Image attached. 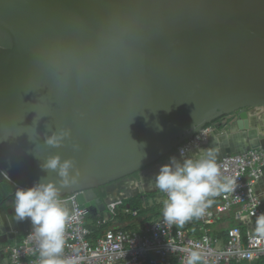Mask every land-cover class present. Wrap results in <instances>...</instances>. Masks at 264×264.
I'll return each mask as SVG.
<instances>
[{
	"label": "water",
	"instance_id": "1",
	"mask_svg": "<svg viewBox=\"0 0 264 264\" xmlns=\"http://www.w3.org/2000/svg\"><path fill=\"white\" fill-rule=\"evenodd\" d=\"M224 117L189 155L264 148V0H0V207L10 215L17 188L61 187L40 167L49 157L73 163L77 182L60 197L104 212L96 189L155 165L141 176L153 181Z\"/></svg>",
	"mask_w": 264,
	"mask_h": 264
},
{
	"label": "built area",
	"instance_id": "2",
	"mask_svg": "<svg viewBox=\"0 0 264 264\" xmlns=\"http://www.w3.org/2000/svg\"><path fill=\"white\" fill-rule=\"evenodd\" d=\"M211 128L208 127L203 133L186 141L179 149L187 148L188 154L197 150L207 142V136L219 127ZM217 163L222 176L237 179V187L234 193L211 198L221 200V203L216 207L211 203L204 217L200 219L205 224H212L219 214L237 206L235 216L246 226L245 230L234 226L229 230L225 242L207 234L194 238L182 226L164 225L160 217L139 230L109 229L92 240L93 231L88 224L91 210L84 208L78 201V194L74 193L60 197L66 202L70 216L73 217L69 219L65 229L66 245L63 258L79 255L84 258L81 264H142L145 260L149 264H184L187 252L183 249L195 247L206 254L201 264L252 263L264 260V239H257L252 234L255 221L253 213H264L261 194L258 191V184L264 176V148L247 146L243 153L225 152L218 156ZM126 199H129L126 192L107 197V209L114 218L118 214V206ZM125 212L137 215V211L129 208ZM106 222L107 220L99 221L97 224L101 226V223ZM31 231L32 224L29 220L23 240L5 249L8 261H0V264H39L37 243L29 238Z\"/></svg>",
	"mask_w": 264,
	"mask_h": 264
},
{
	"label": "clouds",
	"instance_id": "3",
	"mask_svg": "<svg viewBox=\"0 0 264 264\" xmlns=\"http://www.w3.org/2000/svg\"><path fill=\"white\" fill-rule=\"evenodd\" d=\"M67 135V131L53 133L46 142L51 146H59ZM40 167L43 171L57 170L62 178L59 181L61 187L77 182L76 177L70 176L69 172L73 167L72 161H61L59 155L49 157ZM150 186L164 196L163 224L183 226L194 218L204 217L211 206V198L234 193L237 179L221 175L216 149H200L189 155L187 148H181L179 158L171 156L168 163L160 166ZM61 187L41 178L31 187L17 188L14 194V218L16 221L30 220L32 231L29 238L37 243L39 264H81L84 259L79 255L63 258L65 229L73 217L66 202L60 198ZM253 215L252 234L257 239H264V213ZM183 251L187 252L184 264H201L206 255L195 247Z\"/></svg>",
	"mask_w": 264,
	"mask_h": 264
},
{
	"label": "crops",
	"instance_id": "4",
	"mask_svg": "<svg viewBox=\"0 0 264 264\" xmlns=\"http://www.w3.org/2000/svg\"><path fill=\"white\" fill-rule=\"evenodd\" d=\"M221 124H219V125H221ZM219 125L217 126V124H214V125H211L209 127L210 128L214 127V126L219 127ZM219 128H222V127H219ZM211 130H213V129L211 128ZM176 157H178V156H176ZM139 185L140 186L144 185L143 191H141V187L138 186L137 189L132 188L131 190L127 189L126 191L122 190L121 192H127V196H129V198L135 197L137 195H146V192L149 190L153 191V192H158L157 190H155V188L153 186H150V182H147V184L140 183ZM129 191L131 194H128ZM258 191L260 192L261 196L264 195V176L258 184ZM159 194H160V196L157 199L158 205L162 204V201L164 199L163 194L160 192H159ZM106 199H107V197H106ZM220 203H221V200L212 199V204L214 207H216ZM120 206H118V208H117L118 214L115 218L108 211L107 208L104 212L100 211L97 208H93V210H91L90 216L88 218V224H89V226L93 225V228L90 227L93 231L92 235H91L92 240H95L97 237L101 236L104 231H107L109 229L124 230V228L130 227L129 230L125 229V231H135V230H139L140 228H142L146 224L153 222V219L149 218V217H152L154 215L153 213L144 217L141 214H139V209H135V208H131V207H126V208L120 209ZM159 206L162 207V205H159ZM128 208L131 209L132 211H137V215L126 213L125 210ZM236 208H237V206H233V208L230 211H226L224 213L219 214L218 215L219 217L217 218V220L212 224H205L202 221V219H200V218L195 219L194 218V219L190 220L189 222L185 223L182 227L185 228L186 231L188 232V234L190 236H193L194 238H199V237H202L203 235L207 234V235H210L212 238H216V239L221 240L222 242H225L228 239L229 230L231 228H233L234 226H240L244 230L246 229V226L241 224L236 219V216H235ZM262 208L264 209V203L263 202H262ZM95 213L98 215L97 221H95L93 218V215H95ZM119 215H123V216H128V215L130 216L131 215L134 217V219L128 218L126 220H120ZM104 220H107V222L105 224L101 223L100 224L101 226H99L97 224L99 221H104ZM24 221L26 222L25 225L18 226V224H20V221L15 220L14 214L10 215V213L7 211V207H5V206L0 207V261H2V262L8 261V254H6V252H5V249L8 246L15 245V244H17L23 240V238L25 236L26 229L28 228V225H29V219H25ZM195 221H197L196 222L197 224H195ZM133 226H135L136 228L131 230V227H133ZM234 263L235 264H264V260H260V261H256V262L254 261L252 263H250V262H240V263L239 262H233L231 264H234ZM142 264H149V262L147 260H145L142 262Z\"/></svg>",
	"mask_w": 264,
	"mask_h": 264
},
{
	"label": "trees",
	"instance_id": "5",
	"mask_svg": "<svg viewBox=\"0 0 264 264\" xmlns=\"http://www.w3.org/2000/svg\"><path fill=\"white\" fill-rule=\"evenodd\" d=\"M209 126H211V125H209ZM133 175L134 176H132V177H136V178L139 176L138 173H135ZM103 189H104V191H103ZM96 190H97L98 194L100 195V197L102 199H105L106 197H108L110 195L120 193L123 189L121 187L119 188L118 186L115 185L114 182H112V183H109V184L105 185L104 187H100ZM159 196H160L159 191L158 192H152L148 195H137L135 197L124 200L122 205L120 206V209L126 208V207L139 209V214H141L144 217L153 213L154 215L152 217H149V218L153 219V221H154V220H156L162 216V209H161L162 207L159 206L162 204L158 205V203H157V199L159 198ZM150 201H152L153 205L149 204ZM97 216L98 215L96 213H95V215H93V218L95 221L98 220ZM119 218H120V220H126L128 218L134 219V217L131 215L130 216L129 215L128 216L119 215ZM196 222L197 221H195V224H197ZM25 224H26V222L23 220V221H20V224H18V226H23ZM90 227L93 228V225H90ZM135 228L136 227L133 226V227H131V230L135 229ZM125 229L129 230L130 227L124 228V230Z\"/></svg>",
	"mask_w": 264,
	"mask_h": 264
},
{
	"label": "flooded vegetation",
	"instance_id": "6",
	"mask_svg": "<svg viewBox=\"0 0 264 264\" xmlns=\"http://www.w3.org/2000/svg\"><path fill=\"white\" fill-rule=\"evenodd\" d=\"M221 119H223V118H221ZM230 120H231L230 117L226 118V122L225 123H227ZM214 124H217V121ZM222 124H224V123H222ZM166 159H167V157H164L162 160L159 161L158 165L160 166ZM154 167H155V165H154ZM154 167L153 166H149L146 169H144L143 171L138 172L139 176L137 178L136 177H132V176H134L132 174V175H130L128 177H125V178H122L120 180H117L114 183L119 188L121 187L123 189V187H125V189H123L124 191H126L127 189L131 190L132 188L137 189L139 183H142L141 176L143 177V175L145 176V175H148V174L152 173L154 171V169H153Z\"/></svg>",
	"mask_w": 264,
	"mask_h": 264
},
{
	"label": "rangeland",
	"instance_id": "7",
	"mask_svg": "<svg viewBox=\"0 0 264 264\" xmlns=\"http://www.w3.org/2000/svg\"><path fill=\"white\" fill-rule=\"evenodd\" d=\"M231 117H232V116H231ZM226 118H227V117H224L223 119H220L219 121H217V126H218L219 124H221V123H224V124L219 125V127H222V129H224L223 127H224V125L226 124V123H225V122H226ZM227 120H228V119H227ZM175 156H179V151L176 152ZM126 193H127V192H126ZM150 193H152V192L149 190V191L146 192V195H148V194H150ZM128 194H131L130 191L128 192ZM132 194H133V193H132ZM149 204H150V205H153V204H152V201H150ZM107 212H108V211H107ZM107 212H106V213H107ZM107 214H108V213H107Z\"/></svg>",
	"mask_w": 264,
	"mask_h": 264
},
{
	"label": "bare ground",
	"instance_id": "8",
	"mask_svg": "<svg viewBox=\"0 0 264 264\" xmlns=\"http://www.w3.org/2000/svg\"><path fill=\"white\" fill-rule=\"evenodd\" d=\"M177 158H179V157H177Z\"/></svg>",
	"mask_w": 264,
	"mask_h": 264
}]
</instances>
